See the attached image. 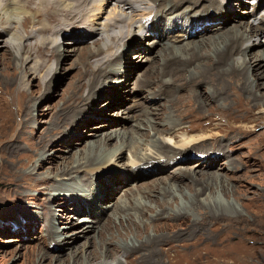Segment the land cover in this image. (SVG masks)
Wrapping results in <instances>:
<instances>
[{
	"label": "bare ground",
	"instance_id": "1",
	"mask_svg": "<svg viewBox=\"0 0 264 264\" xmlns=\"http://www.w3.org/2000/svg\"><path fill=\"white\" fill-rule=\"evenodd\" d=\"M250 2L249 0H4L3 6L0 7V19L5 22L3 26H7V29L0 30V34L4 33L8 39L2 41L3 45L0 43V49L6 48L11 53V59L18 62V68L22 70L23 74L28 70L27 65L33 63L29 67L31 71H34V74H38V76L43 74L39 89L46 86L44 77L47 72H51L52 66L48 65L46 60L41 62L36 58L40 55L43 58L47 53L58 50L60 44L56 45L55 43L61 32H66L69 36L65 38L67 40L64 41L65 44L73 46L68 51L65 49L64 51L71 56L76 55L79 59L78 62L83 67L79 80L76 85L69 88L63 104L50 108V118L41 132L42 137L31 145V156H29L27 165H24L22 169L29 166L36 169L42 166L43 162L48 160L45 154L46 150L55 139L58 141L67 135H71V139H78V135L81 134L79 139L85 146L80 149L76 146L79 145L77 143L69 145L67 150L69 157L62 158L60 164L49 169L46 177L43 176L39 180H35L34 184L30 183L31 180L26 179V174L20 172L18 176L19 180H23L21 185L24 187L34 188L36 184L38 187L41 184L45 185L50 196L49 199L55 200L54 203L62 201L63 209L60 211L63 213L71 210L69 200L74 203L72 206H74L73 213L76 217L57 214L52 205L43 209L44 213L49 212L52 215L50 219L43 220L42 225H45H41L44 230L41 235L44 236L41 237L42 241L45 243L50 241L49 246L46 244V248L51 252H58L57 249L60 248L61 252L58 254L64 253L68 249H72L68 246L70 242L67 241L70 236L74 238L75 244L80 240H85V243L77 246L75 250H71L66 258H63L62 255L50 258L38 245L29 249L25 264H46L47 262L48 264H125L121 259L125 256L126 261L130 260V255L133 252H135L134 257H139L145 264H159L162 258L156 255L163 250V248L160 250L161 245L163 246L169 240H178L180 236L188 235L190 232L182 235L180 231L183 230L179 229L167 237L160 234L151 236L148 233L149 227L157 229L160 227L159 225H162V223H155L158 218L179 217L181 219L179 224L191 229L192 225L185 223L186 215H189L186 213L196 212L199 217L201 215L204 217L202 220L193 222L194 227L191 232L193 234L199 229L206 230L204 222L210 221V218L228 221L239 217L238 211L234 207L217 202L218 190L224 196L234 190L228 180V175L223 176L219 171H216L219 169L217 163L223 162L220 161L222 155L197 157L199 160L193 165H198V170L181 168L175 178H167L162 174L157 176L164 172L165 167L178 162L175 160L171 162L173 159L169 161L171 158L180 156L181 161L184 157L187 158L189 151H192L194 147L208 139L212 140L217 137V134L208 131L192 135L188 132L189 129L193 130L191 126H187V129L183 128L182 131L180 127L184 124L183 118L186 116H192L193 119L206 114L210 115L211 113L204 110V107H209L211 101L218 109L221 106L224 108L229 106L231 98L229 96L226 98V92L231 87H234L231 95L241 92V100L247 97L248 105L245 107L248 111L259 107L260 116L257 117V120L262 119L264 123V91L261 90L264 88V83H260V79L264 78V48L255 50L264 45V41H261L264 34V19L258 26L248 20L242 21L244 18L241 12L246 11L240 8L246 7V4H250ZM263 3L264 0H259L256 8L264 6ZM151 6L152 8H150ZM95 7H97V14H93L94 16L91 14L93 18L90 20L88 18L89 11ZM180 7L183 8L180 9ZM155 8L159 12H156ZM206 9L210 10L206 12L205 17H197L203 14ZM167 11L169 12L166 13ZM180 12H183V18L180 16ZM44 13L45 15L47 13L48 20L50 17L58 18L59 26L53 29L50 25L43 23L40 25L41 29L36 30L31 27L32 30L34 29L32 32L30 31L31 34L24 35L23 20L29 16L33 18L32 14L38 18ZM63 15L66 17L62 19ZM188 15L192 17L191 20L184 19ZM79 25L82 27L80 28ZM112 26H116V28L113 29ZM226 28H228L227 31L224 30ZM45 30H57L54 34L55 37H52L53 34L43 36ZM223 30L224 32H222ZM86 31L91 32L90 36L84 35L83 32ZM41 35L43 37L39 38ZM26 37L27 40H25ZM98 38L97 43H94L96 47L80 49L76 46L84 44L88 39ZM201 38L202 40L191 44L192 41ZM148 39H151L148 44L151 48L140 49V55L136 56L141 65L145 59L150 61L152 58L153 66L151 65L143 71L144 73L137 79L136 84L134 83V89H138L137 92H140L141 96L140 90L142 89L147 90V93L156 99L157 96H161V101H167L170 95L169 105L164 110H160L158 107L152 108L151 106L157 100L152 99L151 101L153 97L142 96L145 101L147 100V106H144L142 111L140 106H135L132 115L122 111L113 114V116H120L118 120L106 119V123L111 122L116 127L114 132L109 131L108 134L86 133L85 125L90 126L95 123L92 121L95 119L92 116L94 112H105L106 115L103 117H112L110 112L105 109H95L93 106L95 104L92 102L99 103L105 98L109 99L108 103L103 105L109 107L110 110L115 106L110 100L111 98L118 103L131 99L128 97L131 95L130 86L133 83L129 79L133 74L132 67L135 68L133 65L136 63L129 62L128 57H130L131 51L142 46L143 41ZM29 41L35 42L29 44ZM150 54H153L154 57L148 59L144 57ZM134 57L131 58L134 59ZM121 74H125L123 76L127 79L122 85H119L118 83H121L122 80L116 81L115 78ZM25 75L28 74L25 73ZM114 82H117L118 85ZM155 82L158 89L154 90L149 86ZM202 82H206L209 89H203L200 92L196 90L195 85ZM168 86H172V88L169 89ZM182 87L186 88L187 92L179 94L178 91ZM18 95L20 107L31 104L32 99L27 97V92L19 89ZM186 104L193 106L194 110L184 111ZM232 106L231 104L229 108ZM210 107V110L220 111V109L216 110L212 106ZM133 115L139 121L136 124L131 123L132 127L128 131L117 128L120 124L125 125V121L126 123L132 122ZM11 116L13 115L10 113ZM149 116L151 117L149 118ZM81 118L85 122L78 124L77 121ZM210 120L212 119L210 118ZM186 121L188 122V120ZM106 123L99 127L108 128ZM73 124L75 125L73 126ZM165 126L166 130L163 128ZM71 127L75 130L69 131ZM99 127L92 128L98 129ZM174 130L177 131L171 135ZM112 140H115V144L111 146L109 143ZM170 154L173 155L168 158L167 156ZM194 158L196 157L191 160ZM156 165L158 171L146 173L148 167ZM81 170L87 174L88 172L99 173L101 180L99 181L101 186L100 184L99 186L103 193L100 199L102 202L117 196V189L108 186L107 182L112 185H122V183L139 181L138 185L141 186L138 189L139 197L128 198L129 200L125 197L127 200L122 204L117 201V203L110 204L109 208L106 206V210L103 208L101 212L95 213L96 208H93V205L97 201V199L94 200L98 193L96 187H94V199L79 197L78 191L71 190L74 180L71 179L72 174H78ZM113 170L115 172L110 175L109 173ZM53 172H55L54 176L51 175ZM201 173L203 174L199 177ZM150 175H153L152 178H157L151 183L140 182L141 178ZM183 176L188 177V180L186 181ZM65 178H67L66 182ZM53 180L56 181L53 182ZM67 181L70 182L67 183ZM143 185L149 187L144 189H150L143 192L144 196L140 190L145 187ZM21 188L23 189V187ZM21 188L19 187L18 193L24 195ZM62 193L67 194L68 197L66 198ZM180 197L187 204L180 206L178 203ZM147 199L155 203V208L147 205ZM173 202L177 203L176 207H173ZM85 206L89 207V212L86 211ZM130 208L134 211L131 212ZM149 212L152 214L149 215ZM44 216L45 214H43ZM85 216L92 217L94 220L88 219V217L83 218ZM108 216L110 217L106 221ZM113 216L116 217L118 223L115 219V225L113 228H109L112 225ZM147 216L148 221H145L144 218ZM67 218L72 220V228L78 227L80 224H85V226L69 235H65L62 230L59 235L58 232L60 233L62 226L59 227L57 223H62V220L65 221ZM36 219L38 223L40 217ZM58 219L61 221L58 222ZM100 224L101 227L98 231L97 226ZM130 235H132L131 238H129ZM109 245H112V248H109Z\"/></svg>",
	"mask_w": 264,
	"mask_h": 264
},
{
	"label": "rangeland",
	"instance_id": "2",
	"mask_svg": "<svg viewBox=\"0 0 264 264\" xmlns=\"http://www.w3.org/2000/svg\"><path fill=\"white\" fill-rule=\"evenodd\" d=\"M249 1H251L250 4H246V7L240 8L241 10L243 9V11H246L241 12L243 13L242 16L244 18L242 21L248 20L254 23L255 26L261 25V22L264 19V6L256 8L259 0ZM32 4L31 7L33 6ZM150 8H152V6ZM182 8L183 7H180V9ZM94 9L95 11L93 12ZM94 9L89 11L88 18L90 20L94 15L97 14V7H95ZM155 9L156 12H159L157 8ZM209 10L210 9H206L203 14L197 17H205L206 12H208ZM168 12L169 11H167L166 13ZM182 13L180 12V16L183 18ZM91 14L94 15L92 16ZM32 17L35 21L32 20L33 18H31V16L28 17L29 19L26 18L25 20H23V34L26 36L30 35L34 30H32L31 27L39 30L41 29L40 25L43 23L50 25L53 29L59 26L60 20L53 17H50V20H48L47 13L46 15L45 13L43 15H39L38 18H35V16L32 14ZM58 17L61 19L60 16ZM65 17L66 15H63L62 19ZM214 17L217 18V16ZM234 17H236V15H234ZM191 18L192 17L190 15L184 17L185 20H191ZM82 23L84 22L82 21ZM3 25H5V22L0 19V30L7 29V26L4 27ZM79 27L81 28L82 26L79 25ZM114 27L116 28V26H112L113 29H115ZM228 28L224 30L227 31ZM224 30L222 32H224ZM56 31L45 30V34L43 36H49L50 34H53V37ZM46 32L48 33L46 34ZM83 33L84 35L88 34V36H90L91 34V32L89 31ZM43 36L41 35L39 36V38ZM0 37V43L8 39V37H6L4 33H1ZM67 37L69 36L66 32H61V35L56 39L55 43L56 45L60 44L58 50L56 52L47 53L46 56H43V58L42 55L39 56L40 58H36L37 61L41 62L46 60L47 64L52 66L51 72H47L44 77L47 87L44 86L42 89H39V83L43 74L41 73V76H38V74H34V71H31L29 67L33 65L32 62L27 65L28 70L27 72L25 71V73H27L28 75H25V73L23 74L22 70L18 68V62L11 59V53L6 48L0 49V264H25L24 262L28 255L27 253H29V249L34 248L38 245L41 246V248L49 255L50 258H54L60 255H62L63 258H66L68 256L67 254H69L71 250H75L77 246L83 245L85 243V240H80L75 244L74 238L70 236L67 241L70 242L68 246L72 247V249H68L61 254H58L61 252L60 248L57 249L59 250L58 252L49 251L46 248V244L49 246L50 241L48 240L46 243L42 241V238L44 236L42 237L41 235L43 234L44 230L42 229L41 225L43 223V220L50 219L52 215L49 212L44 213L43 209L45 207L48 208L52 205L55 207L57 214H60L62 216L66 214L67 217H69V215H73L74 217H76L73 213L74 206L72 205L74 203L72 202V200H69L71 210L67 213H63L62 211H60L63 209L62 201H56V203H54L55 200L49 199L50 196L48 191L46 190L45 185L41 184L38 187V184H36L34 188L24 187L21 185V182L23 180H19L18 176V173L20 172L24 175L26 174V179L31 180L33 183H30L34 184L35 180H39V178H42L43 176L46 177L49 169L60 164L62 158L69 157V153L67 151L69 145H71L72 143H77L79 145L76 146H78L80 149H83V147L85 146L80 142V133V135H78V139H71V135L64 136L65 138L59 139L58 141L55 139L46 150L45 154L48 160L46 162L44 161L42 166H39L36 169L30 168V166L26 169H22L24 165H27L29 156H31V145L35 142H38V140L42 137L41 132L46 127L45 123L49 121L50 118V108L63 104V101L67 97L69 88L76 85L77 81L79 80L81 70L83 69L81 64L78 62L79 59L76 55L71 56L66 53V51H64V49L68 51V49L73 48V46L71 47L65 44L64 41H67L65 40V38ZM25 40H27V37ZM97 40H99V38L94 40L88 39V41L86 40L87 42H85L84 44L76 46L80 49L88 47L93 48L96 47L94 43H97ZM200 40H202V38L192 41L191 44H195ZM150 41L151 39L144 40L142 46L136 47V49L134 50L131 49L133 51L130 52V57H128L129 62L136 63L133 65L135 66V68L132 67L131 72H133V74L129 79L130 82L133 83L130 86V89H132L131 95L128 97L131 99H128L127 101H124L122 103H118L114 101L115 99L111 98L110 100L113 104H115V106L110 108V110L109 107H105L103 105L106 102L108 103L109 99L105 98L99 103L92 102L93 104H95L93 105L95 109H105L110 112V115H112V117H103V115H106L104 111H102L104 113L94 112L92 116L95 119L92 121L95 123H92V125L90 126L88 124L85 125V128H87L86 133L104 134L109 131L114 132V129H116V127H114L113 123L111 122L106 123V119L118 120L120 116H113V114L123 111L129 113V115H132V113H134L133 108L135 106H140L141 111L144 109V106H147V100L145 101L144 97L146 96V98H151L153 97V95L148 94L147 90L142 89L140 90L142 96H144L142 97L141 95H139L140 92H137L139 90H135L134 87L137 79H139L142 73H144L143 71H145V69L151 67L152 65V58L150 59V61L147 60L148 62L145 59L141 65V63L138 62L139 60L136 56L138 54L140 55V49L143 50L144 48H151L148 45ZM261 41H264V34L261 38ZM31 42L35 41H29V44ZM1 45H3V43ZM262 48H264V45L262 47L256 48L255 50L257 51ZM59 54L62 55L59 56ZM131 57H134V59H132ZM144 57L148 59L150 57H154V55L150 54L148 56L145 55ZM123 75L125 74H121L119 77L115 78L116 81L122 80L121 83H118L119 85H122L124 83V80L127 79ZM260 80V83H264V78H261ZM114 84H117V82H114ZM156 84L157 83L155 82L149 87L154 88V90L158 89L156 88ZM195 86L196 90L200 92L203 89H209V85L206 82H202ZM167 88L171 89L172 86H168ZM19 89L27 92V97L32 99L30 105H23L20 107L18 95ZM261 90L264 91V88H262ZM231 91H234V87H231L228 92H226V98H228V96L231 98L230 101L233 105L231 108H229V106L231 105L229 104V106L225 108L221 106V108H219L220 111L215 112V110H210V106H212V108L216 110L219 109L215 107V105L211 101L209 103V107H204V110L211 113L210 115H203L202 113L203 116L193 119L192 116H186L183 118L184 124L180 127V130L182 131L183 128L187 129L191 126L193 130L190 131L189 129L188 132L192 135L201 134L203 132L206 133V131H208L209 133L212 132L217 134V137L212 140L208 139L204 143H201L197 147H194L192 151H189L187 158L184 157L183 160H181L182 162L179 159L181 158L180 156L171 158L169 161L173 159L171 162H173L174 160L178 162H174V164L165 167L164 172L159 173L157 177L161 176L162 174V176H165L167 178H175L176 174L181 171V168H186L192 171L198 170V165H193L198 162L199 158L197 157H214L222 155V160L220 161L223 162L217 163L219 164V166H217L219 169H217L216 171H219L221 174H223V176L228 175V180L230 181L231 186L234 187V190L228 193L227 196H224L218 190L216 194L218 197L217 202H220L223 205H231L232 207H234L238 211L239 217L228 221H226L225 219L218 220L216 218H210V221L206 220V222H204L206 230L203 231L202 229H199L196 231L197 233L195 232L193 234H191L192 228L194 227L193 222L195 220H202V218L204 217L202 215L199 217L196 212H193L194 214L186 213L189 215L185 214L188 219H186L185 223L188 225L191 224V229L187 228L184 225L181 226L179 224L181 223V219L179 217L168 218V216H165L164 219L158 218L155 223H162V225H159L160 227H158L157 229H154L152 226L149 227L148 233L151 234V236H158V234H160L163 237H167V235L170 236L179 229L183 230L180 231L182 235L183 233L190 232L188 235L180 236V239L178 240H169L164 243L163 246L161 245L160 250L162 248L163 250L160 251V253L158 252L156 255L157 257L159 256L160 258H162L159 264H264V123L262 119L257 120V117L260 116L259 107L253 109V111H248L245 107L246 105H248L247 97L241 100V92L240 94L231 95ZM157 92L158 91H156V93ZM178 92L179 94H184L187 92V90L186 88L182 87ZM102 95L104 96V94ZM168 97L169 98L167 101H161V96H157V99L156 97L151 98V101L152 99L157 100V102L151 107H158L160 110H164V108H167V106L169 105L170 95ZM151 101L149 100V102ZM99 105L102 106L99 107ZM10 110L13 112H11ZM191 110H194L193 106H190L189 104H186V106H184V111L189 112ZM88 112L90 113L91 111ZM10 113L13 116L10 117ZM30 116L31 118H29ZM132 117V122L126 123L125 121V125L120 124L117 126V128L119 127V129H121L122 131H128V129L132 127L131 123L136 124L139 121L138 118H134V115ZM150 117L151 116H149V118ZM210 118L212 120H210ZM83 120V118L79 119L77 121L78 124L84 123L85 121ZM186 120H188V122ZM190 120L193 121L190 122ZM105 123L108 125V128L102 129L101 127H99L101 125H104ZM74 125L75 124H73V126ZM92 127L99 128L93 129ZM163 128L166 130V126ZM72 129L73 128L71 127L69 131L75 130V128L73 130ZM160 129H162L161 126ZM176 131H172L171 135H174ZM138 133H140V131H138ZM109 144L111 146L114 145L115 140L110 141ZM172 155L173 154H170L167 157H172ZM193 157L196 158H194V160H191V158ZM157 169V165L155 167H148L146 173L158 171ZM114 172L115 170H113L109 174L113 175ZM54 174L55 172L51 173L52 176H54ZM202 174L203 173H201L199 177H201ZM72 176L73 177L71 179L74 180L72 182L73 184L71 185V190L75 189L76 191H78L79 197L82 196L86 199H94V187L98 189L97 196H95L94 199H97V201L93 205V208H96L95 213H97V211L101 212L103 208L104 210H106V206H108L109 208L110 204L112 205L115 202L117 203V201L122 204L128 198H136L139 197L140 194L138 190L141 187L138 185L140 184L139 181H132L124 184L122 183V185H112L110 182V184L107 182L108 186L117 189V196L116 198L111 197L110 200H105V202H102L100 199L103 193H101L100 191L101 184L99 181L101 180L99 179V173L92 174L88 172L87 174L84 170H81L78 174L73 173ZM151 176L153 175L141 178L140 182L151 183V181L157 178H152ZM183 178L186 181L188 180V177L183 176ZM66 179L67 178H65V182ZM55 181L56 180H53V182ZM70 181H67V183ZM172 181L173 179L171 180V182ZM143 186L145 187L140 190L141 194L144 196L143 192L149 191L150 189H144L149 188L147 187V185ZM19 187H23V189L21 188V192H23L24 195L18 193ZM58 193L61 194L60 192ZM63 195L66 198L68 197L67 194ZM125 197H127V199ZM146 201L147 205L149 204L151 205V207L155 208L154 202L149 199H147ZM178 203L180 206H182V204H187V202H185L182 197H180ZM83 205L85 204L83 203ZM176 206L177 203L173 202V207ZM85 208L87 212L90 211L89 207L85 206ZM108 208L107 210H109ZM166 210L168 211L169 209ZM130 211L133 212L134 210L130 208ZM43 214H45L44 217ZM151 214L152 212H149V215ZM37 217H40L38 223L36 222ZM42 217L43 219L41 220ZM87 217L88 216H85L83 218ZM109 217L110 216L106 218V221H108ZM88 219L94 220V218L92 217H88ZM115 219L116 217L113 216L111 219L112 225L109 224V228H113V226L115 225ZM59 220L61 221V219H58V222ZM144 220L148 221V216L145 217ZM71 221L72 220L67 218V220L65 221L62 220V223H57L59 224V227L62 226V228H60V233L58 232L59 235L61 234L62 230L65 235H69L75 233L85 226V224H80L78 225V227L72 228ZM116 223H118L117 219ZM65 227L66 229H64ZM100 227L101 224L97 226L98 231L100 230ZM131 237L132 235L129 236V238ZM112 245H109V248H112ZM13 253H15L16 255ZM134 254L135 252L130 255L131 259L127 260L129 262L126 261L125 256L121 260L125 264H145L139 257L136 256L135 258ZM46 264H48V262Z\"/></svg>",
	"mask_w": 264,
	"mask_h": 264
},
{
	"label": "clouds",
	"instance_id": "3",
	"mask_svg": "<svg viewBox=\"0 0 264 264\" xmlns=\"http://www.w3.org/2000/svg\"><path fill=\"white\" fill-rule=\"evenodd\" d=\"M3 2H4V0H0V7L3 6Z\"/></svg>",
	"mask_w": 264,
	"mask_h": 264
}]
</instances>
